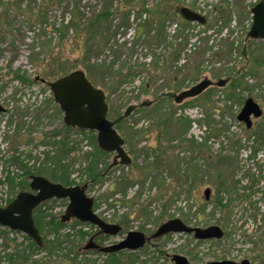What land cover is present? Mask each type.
<instances>
[{
	"label": "rangeland",
	"instance_id": "374dc122",
	"mask_svg": "<svg viewBox=\"0 0 264 264\" xmlns=\"http://www.w3.org/2000/svg\"><path fill=\"white\" fill-rule=\"evenodd\" d=\"M123 1L0 0V203L24 190L20 186L12 189L5 182L6 175L17 182L31 181L26 168L11 162L12 155L31 154L25 163L32 165L33 157L46 149L43 142L51 140L52 132H59V136L66 132L64 112L41 78L53 68L65 72L82 69L106 92L108 118L115 123L132 158L130 164L117 163L97 182L86 185L100 217L123 229L96 241L114 244L130 231L149 236L145 246L131 251L138 259L124 264H176L174 254L184 255L194 264L243 259L264 264V39L248 35L252 8L259 0H146L149 6H164L167 1L166 6L172 7L164 22L154 19L142 25L146 15L133 10L127 24L119 14H112L92 32H76L69 25L63 28L62 37L53 26L72 17L67 7L84 5V16L78 19L85 27L86 19L102 7H116ZM50 3L55 5L47 10L49 25L29 22L32 13ZM182 6L201 13L207 21H183ZM22 75L29 80L20 79ZM55 78L48 76L47 81ZM225 79L227 84L221 85ZM205 80L208 85L199 93L181 102L175 100V95ZM232 81L236 86L230 85ZM248 98L263 108L260 117H252L250 129L238 119ZM253 133L261 134L257 135L260 145ZM94 136L96 130L72 128L69 132L74 146L69 158L75 169L72 177L81 186L86 178L81 169L96 153ZM194 139L203 143L211 159L229 152L230 161L222 165L206 160L202 150L194 152L190 146ZM147 150L156 154L147 157ZM114 156L109 153L104 158L106 164L114 162ZM223 169L230 192L222 195L228 206L215 207L222 180L218 172ZM188 172L197 173L192 192H188ZM208 187L211 193L207 200L204 191ZM67 204L68 199L48 201L43 211L58 219ZM176 218L190 227L219 225L224 236L197 239L193 232L152 236L161 225ZM83 227L71 220L59 230L60 236ZM96 232L91 228L84 239L74 235L71 241L64 240L61 249L50 257L45 250L35 252L29 264L35 260L67 264L76 252L79 260L97 259L101 263L103 253L84 250ZM4 236L2 255L12 254L13 249L23 253L20 244L26 245L25 253L29 252V237L20 233Z\"/></svg>",
	"mask_w": 264,
	"mask_h": 264
},
{
	"label": "water",
	"instance_id": "95a60500",
	"mask_svg": "<svg viewBox=\"0 0 264 264\" xmlns=\"http://www.w3.org/2000/svg\"><path fill=\"white\" fill-rule=\"evenodd\" d=\"M181 12L188 21L205 23L206 17L189 7H182ZM253 24L248 33L256 39H264V0H259L252 8ZM42 81H45L42 79ZM208 82L182 91L175 95L177 102L199 93ZM56 103L64 112V121L68 126L98 131V142L101 148L109 152H117L114 164L127 165L131 162L130 155L124 148L125 140L122 138L108 119L109 105L106 100V92L95 86L88 78L86 72L77 69L53 81H49ZM0 109H3L0 104ZM263 108L253 98H248L238 114V119L245 122L247 128L253 126L252 117H260ZM118 158H120L118 160ZM30 187L37 193L21 192L7 207H0V223L10 226L15 230H21L33 238L39 245L43 244V235L36 226L33 216L34 209L48 198H68V208L62 216V221L67 222L76 218L82 222H90L97 225L102 232L117 234L120 226L104 221L93 210L94 199L86 193L87 186H64L54 183L45 177L33 175ZM205 197L210 198L211 189H205ZM169 232H194L198 239H220L224 236V230L219 225H210L206 228L190 227L181 219H171L160 226L153 237H159ZM149 237L142 231H130L120 242L100 247L94 239H90L85 249L98 248L103 252H114L121 250H137L143 247ZM173 260L176 264H194L186 256L174 254ZM213 264H252L249 259L242 261L219 260Z\"/></svg>",
	"mask_w": 264,
	"mask_h": 264
},
{
	"label": "trees",
	"instance_id": "16d2710c",
	"mask_svg": "<svg viewBox=\"0 0 264 264\" xmlns=\"http://www.w3.org/2000/svg\"><path fill=\"white\" fill-rule=\"evenodd\" d=\"M48 3V2H47ZM167 1L164 2V6H161L160 3H156L153 5H148L146 3V0H126L123 2L118 3L116 7H113V5H108L106 7H102L95 15L89 17L86 19L85 27L80 26L79 19L80 17L84 16V13L82 11V7L84 5H73L70 8V12L72 13V17L69 19L67 23L64 21L60 26H54L55 30L60 33V35L63 37V28H68L69 25L74 26V29L76 32L80 31L83 32H92L94 27L101 26L104 23L108 21V18L112 14H119L124 19V25L127 24L130 21V15L133 10L135 12H138L140 14H145L146 19L143 21V24H148L154 21V19L164 22L167 19V16L169 14V9H172V7L166 6ZM54 3L42 5L36 13H32L31 17L28 19L29 22L32 20L40 22L45 25H49L48 18H47V10L49 7L54 6ZM78 19L75 21V19ZM183 21V17L181 18ZM82 30V31H81ZM81 35V34H80ZM65 38V37H64ZM54 59V58H52ZM36 60V59H33ZM51 63H55V61H52ZM68 72H65V70L60 69L58 70L53 68L51 71L47 72L45 79H48V76H55L56 78L64 75ZM23 81H28V77L26 76V79L22 75L20 77ZM204 82V81H203ZM207 82V80H205ZM228 80H221L219 83L221 85L227 84ZM237 83L235 81L231 82V86H236ZM164 119V118H163ZM166 120V119H165ZM169 120V119H168ZM187 121H183V125H186ZM112 124L115 125L114 122ZM188 121V125H189ZM72 130V127L65 126V134L63 136H59V132L55 131L52 132L49 137L50 141H44L43 144L46 147L38 156H34L33 159L35 162L32 165H28V163H25V158H31V154L26 155L25 157H22V153H15L11 157V162H14L16 165H18L20 168H26L27 174H30V177L33 175H39L42 177H45L46 179L58 183L64 186H71L76 184L75 179L72 177L73 173L75 172V169H72V163L69 161L70 155L74 150V146L70 144V137L69 132ZM167 128L162 130V133L165 135L167 133ZM264 133V132H263ZM255 136L254 140L255 142L260 145L259 143L261 140L257 138V135H261L259 133H253ZM251 138V137H250ZM261 138V137H260ZM262 139V138H261ZM93 140L95 142V148L96 153H94L92 156V159L90 160L89 164L84 167L82 170L83 175L86 176L85 184H90L89 182H97L102 174L106 170H110V168H113V163L106 164L104 161V158L109 155L106 150L101 148L98 144L97 137H93ZM264 140V139H263ZM190 146H192L193 151H199L202 150L204 152V158L207 160H210L213 164H226V162L230 161L229 152H226L225 154H216L213 156L215 159L212 158V154H208L206 149L202 148L203 143L198 142L196 139L189 141ZM262 142V141H261ZM97 143V144H96ZM199 144V145H198ZM197 147V148H196ZM198 149V150H197ZM156 154L154 151H146V156H150L152 154ZM209 155V156H208ZM104 164V166H103ZM211 164V163H210ZM81 172V171H80ZM219 177L222 178L220 181L219 186L217 187V197L215 199V207H227L228 203H224L223 195L224 193H229V185L227 179H223L224 169L220 170L218 172ZM197 179V173H191L188 172V184L190 185V189L188 192H192L194 183ZM5 182L12 188H16L20 186L23 191H26L25 189L28 187L30 188L29 181H15V178L11 176L10 174L6 175ZM31 191V189L29 190ZM13 200V199H11ZM47 202H44L40 204L35 210H34V219L37 227L40 229V232L42 233L44 237V243L42 246L37 245L34 241L29 245V252L25 253V249L23 250V253L16 252L12 254H7L4 256H0V262L2 261V258L8 257L7 264H29V259L33 256V254L37 251L45 250L47 251V255L50 257L52 256L56 250L61 249L62 243L64 240H70L71 237L74 235H80L82 239L86 238L89 235V231L78 229L76 232L66 233L63 236H60L59 230L67 226L66 222H63L61 218H55V216L48 211H43V206H46ZM78 223V221H77ZM49 235H52V239H50ZM96 239L99 241H103L105 238H107L109 235H105L101 233L100 231H97L95 234ZM31 247H34L31 249ZM97 252V251H96ZM105 256L104 259H102L101 263H98L97 259H78L79 252H76V257L71 258L70 263L67 264H124L125 262H135L138 257H135V254L129 252V251H119V252H110L107 254H103ZM21 262V263H18ZM46 262H43L41 260H35L33 264H45Z\"/></svg>",
	"mask_w": 264,
	"mask_h": 264
},
{
	"label": "built area",
	"instance_id": "2783aa9c",
	"mask_svg": "<svg viewBox=\"0 0 264 264\" xmlns=\"http://www.w3.org/2000/svg\"><path fill=\"white\" fill-rule=\"evenodd\" d=\"M6 204H7V202L0 203V206H5ZM19 233L22 234V235H24L21 232H15V231L11 230L10 228H7L5 226L0 225V245L2 244V242L4 240V237H5L4 235L5 234L7 236H12L13 237L14 235L19 234ZM21 239H24V236H22Z\"/></svg>",
	"mask_w": 264,
	"mask_h": 264
},
{
	"label": "flooded vegetation",
	"instance_id": "af4514ba",
	"mask_svg": "<svg viewBox=\"0 0 264 264\" xmlns=\"http://www.w3.org/2000/svg\"><path fill=\"white\" fill-rule=\"evenodd\" d=\"M125 145V144H124ZM117 158V155L115 154V156H114V161H115V159Z\"/></svg>",
	"mask_w": 264,
	"mask_h": 264
}]
</instances>
